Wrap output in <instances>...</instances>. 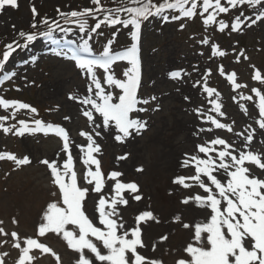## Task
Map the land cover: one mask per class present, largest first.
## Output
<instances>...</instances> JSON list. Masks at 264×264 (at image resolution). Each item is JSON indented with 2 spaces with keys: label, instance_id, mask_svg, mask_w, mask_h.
I'll use <instances>...</instances> for the list:
<instances>
[{
  "label": "snow or ice",
  "instance_id": "6c2138e0",
  "mask_svg": "<svg viewBox=\"0 0 264 264\" xmlns=\"http://www.w3.org/2000/svg\"><path fill=\"white\" fill-rule=\"evenodd\" d=\"M89 2L92 7L79 10L64 11L57 7L56 17H49L42 16L30 0L28 30L12 25L15 36L0 49V70H4L17 49H26L40 38L54 45L53 54L72 62L84 81V92L69 94L67 99L78 106L87 129L78 131V136L86 142L76 144L79 163L84 168L80 174L76 170L77 159L72 151L74 142L68 129L40 119L17 120L18 113L34 116L38 114L37 109L28 103L0 96V109L7 113L0 115V132L5 136L25 137L42 133L57 137L61 144L55 158L38 161L48 176L53 199L42 210L35 235L21 237L17 231H6L4 221L0 219V237L7 238L0 240V248L10 243L17 250L14 264H34L45 255L51 256L55 264H62L61 256L42 242V238L52 235L62 240L74 254L73 264H164L158 250L161 254L172 255L174 264H264V152L252 150L258 131L264 137V89L252 87L249 89L252 95H244L239 90L248 88V84L238 82L235 71H226L223 64L218 66L219 75L239 95V99L233 96V101L255 124V127L248 124L243 131L234 132L232 124L221 122L220 118L226 113L222 111L221 93L208 84L211 69L192 85L206 94L211 105L205 110H195L202 123L210 125L200 127L198 131L225 130L234 133L240 143L216 136L195 144L192 153H184L179 167L186 172L171 179L170 183L176 188L168 193L169 196L174 192L181 193L178 204L183 207L166 220L187 235L186 242L177 248L166 244L174 234L172 231L150 242L145 241V229L162 224L161 217L155 214L150 203L137 208L130 216L131 222L125 217L124 213L131 208L130 202L139 204L144 200L141 187L135 180L121 179L125 175L122 171L105 173L102 170L99 159L102 147L97 142V138L108 137L115 144L125 145L148 130V120L141 113L160 111L156 95L143 97L139 94L142 87L140 40L145 22L150 18L168 22L170 19L192 20L199 16L206 30L241 34L246 29L264 25V0H121V5L115 8L105 7L102 0ZM19 9L20 0H0V15ZM222 16L228 17V22ZM89 19L95 21L94 25H89ZM72 25L78 30L79 42L56 38L54 33L57 31L64 36L73 34ZM102 26H120L128 30L130 46L114 50L116 33L113 32L97 53L90 41L94 36L102 35L98 31ZM200 43L208 46L210 58L228 55L208 36ZM249 59L243 49L234 55L235 63ZM33 63H36L35 59ZM119 63L126 66L118 77L114 66ZM250 67L253 69L251 80L264 86V74L255 65ZM186 75L188 73L183 70L168 74L174 81L182 80ZM15 76L13 72L4 79L10 81ZM184 99L188 101L190 97ZM241 100L251 102L253 112L239 103ZM9 119L16 120V123L8 124ZM115 159L127 160L128 154L118 155ZM0 161L10 162L13 171L33 164L29 155L20 157L10 151H0ZM135 171L143 173L145 169L141 166ZM89 198L93 201L91 214L86 207ZM197 211L203 219L184 218L185 213ZM10 222L19 224L15 217ZM34 252L39 256L33 255ZM8 256L9 252H0V264H5Z\"/></svg>",
  "mask_w": 264,
  "mask_h": 264
},
{
  "label": "rangeland",
  "instance_id": "374dc122",
  "mask_svg": "<svg viewBox=\"0 0 264 264\" xmlns=\"http://www.w3.org/2000/svg\"><path fill=\"white\" fill-rule=\"evenodd\" d=\"M32 2L36 4L42 16L49 17H56L55 9L57 7L64 11L92 7L89 0H32ZM102 3L107 8H115L121 5V0H102ZM29 9L30 0H20L18 11L8 10L4 15H0V49L13 40L15 31L12 25H16L17 29L28 30V22L31 19ZM251 11L249 9V12ZM91 21L93 20L89 19L88 21L90 26ZM182 24L183 28H181ZM65 27H69V25H65ZM71 27L74 31L70 36H64L63 33L60 35L59 31L54 35L57 39H71L79 42L80 37L76 35L78 30L75 25ZM174 27L180 32L176 33ZM181 29H184L185 32ZM113 32L116 33L113 43L114 50H123L130 46L131 37L128 30L120 26L107 27L101 31L102 35L94 36L93 41H90L97 53L107 43ZM206 36L210 37L212 42L218 43L221 49L228 52V55L225 58H210L208 46L200 43V40ZM239 44L240 46H238ZM47 45L51 46V43L48 41ZM141 48L144 70L140 95L143 97L156 95L160 111L141 113L140 115L148 120V130L141 137H137L125 145L115 144L108 137L97 138V142L102 147L99 159L105 173L113 170L122 171L125 175L121 179L135 180L141 187L144 200L139 204L130 202L131 208L124 213L129 222H131V214L137 208H143L149 203L155 214L161 217L162 224H153L150 228L145 229V241L150 242L161 234L172 231L174 234L169 237L166 244L177 248L186 242L187 235L184 231L178 230L177 226L168 224L166 220L183 207L178 204V197L181 193L174 192L172 196H169L168 193L176 188L170 183L171 179L186 172L185 169L179 167L184 153H192L195 144L214 139L216 136L230 142L240 143L234 133H228L225 130L214 129L212 133L198 131L200 127L208 128L210 125L202 123L195 110L197 108L205 110L211 105L208 103L206 94L201 91L200 95L196 88L195 93H199L196 95L199 98L194 99L195 101L190 106L186 105L189 101H186L184 97H190L189 92L191 93L194 88L190 85V77H195V80L201 79L200 75L202 77L203 73L211 69L212 75L208 78V84L221 93V102L224 105L222 111L226 113L224 118H220L221 122L232 124L234 132L243 131L248 124H253L255 127L254 121L245 116L240 111L238 104L233 101L232 97L236 96L239 99V95L237 92H233L231 85L219 75L218 66L223 64L226 71H235L238 82L248 84L249 87L240 89V93L252 95L249 91L250 88L264 89V86L251 80L253 69L250 67V65H255L264 74V25L246 29L241 34L232 33L229 35L228 30L224 33H213L211 28L206 30L198 21L191 22L188 19H181L173 25L163 26L160 24L159 18H151L142 26ZM241 49L245 50L250 59L235 63L234 55ZM23 50L17 49L6 68L0 70L2 78L0 80V96L28 103L37 109L38 114L34 116L26 112L18 113L17 120L40 119L45 123L58 124L68 129L74 142L72 151L74 158L77 159L76 170L82 174L84 168L79 163V149L76 144L86 143L83 138L78 136V131L87 129L84 118L78 113V106L69 101L67 96L77 92V94H82L84 81L78 76L69 60L58 58L53 55V52L43 53L40 49L29 50L24 54ZM184 57L189 59L183 60L184 63L181 62L183 65L189 63L191 67L195 65L201 69H194L198 70L195 73H193L194 70H189L188 75L182 80H173V84H171V80H167L168 74L176 69H181L177 68L181 67L177 64ZM28 59H35L36 63H27ZM125 66L123 63L114 66L118 77ZM13 72L16 73V76L10 81L4 79L5 75ZM182 102L185 105H181ZM239 103L245 104L250 112H253L254 105L251 102L241 100ZM0 115H7V113L0 109ZM65 116H69L70 119L65 120ZM12 123H16V120L9 119L8 124ZM261 140H264V137L260 136L258 131L253 151L264 152V143H260ZM60 147L61 144L55 136L44 137L37 133L33 136L15 137L11 134L5 136L0 132V151H10L20 157L29 155L33 160L31 166L20 171H13L14 166L10 162L0 161V219L4 221L3 226L6 231H17L21 237L35 235L42 210L53 199L50 195L51 187L48 176L38 161L43 158L50 160L55 158ZM122 154H128V159L117 161L116 156ZM141 166L145 171L137 173L135 169ZM92 204V198H89L86 201L89 214L92 211ZM12 217L19 221L18 225L11 224ZM184 218L199 220L203 219V216L197 211L185 213ZM3 239L7 238L0 237V240ZM42 242L61 256L62 264H73L74 254L67 249L62 240L50 235L47 238H42ZM4 251L9 252V256L5 258V264H14L17 250L13 249L9 243L0 248V252ZM158 254L162 256L164 264H174L172 255L161 254L159 250ZM33 255L39 256V253L34 252ZM34 264H55V261L51 256L45 255L43 258L37 259Z\"/></svg>",
  "mask_w": 264,
  "mask_h": 264
},
{
  "label": "bare ground",
  "instance_id": "6f19581e",
  "mask_svg": "<svg viewBox=\"0 0 264 264\" xmlns=\"http://www.w3.org/2000/svg\"><path fill=\"white\" fill-rule=\"evenodd\" d=\"M60 35H63L62 33H60ZM43 39V38H42ZM39 39L38 41H36V42H34V44L33 45H31L30 47H28V48H26V49H24L23 50V54L24 53H27V52H29V50L31 51H34V50H39L40 49V51H42L43 53H51V52H53V50H51V48H53V47H55L54 45H52L51 44V46H48L47 45V43H48V41L46 40V39ZM140 43H141V40H140ZM54 55V54H53ZM33 63V60H31V59H28V61H27V63ZM167 80H169L170 81V79L169 78H167ZM168 81V83H170ZM55 84H56V82H55ZM171 84H173V82L171 81ZM195 91H196V89L195 88H193V90H191V93L189 92V96H190V100H188L189 101V103H187L186 105L187 106H190L191 105V103L193 104V102L195 101L194 99H197L198 97L196 96L198 93H195ZM78 93V92H77ZM181 105H185V104H183V102H182V104Z\"/></svg>",
  "mask_w": 264,
  "mask_h": 264
},
{
  "label": "trees",
  "instance_id": "16d2710c",
  "mask_svg": "<svg viewBox=\"0 0 264 264\" xmlns=\"http://www.w3.org/2000/svg\"><path fill=\"white\" fill-rule=\"evenodd\" d=\"M92 24H94V22H93ZM102 28L104 29V28H107V27H106V26H102V27H101V29H100V30H98V31H100V32H101V31L103 30Z\"/></svg>",
  "mask_w": 264,
  "mask_h": 264
}]
</instances>
